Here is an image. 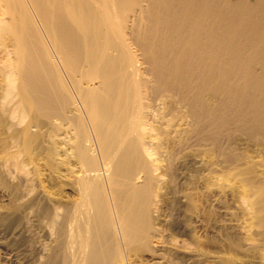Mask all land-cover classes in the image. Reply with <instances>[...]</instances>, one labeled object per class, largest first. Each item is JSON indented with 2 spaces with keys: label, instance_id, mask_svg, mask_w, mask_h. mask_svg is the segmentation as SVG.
Segmentation results:
<instances>
[{
  "label": "bare ground",
  "instance_id": "1",
  "mask_svg": "<svg viewBox=\"0 0 264 264\" xmlns=\"http://www.w3.org/2000/svg\"><path fill=\"white\" fill-rule=\"evenodd\" d=\"M2 59L3 95L38 130L24 136H45L53 170L75 177L60 221L42 207L58 236L46 264L157 252L165 194L190 190L188 214L208 216L212 187L233 176L225 137L264 133V0H0ZM263 184L247 179L239 196L252 227L264 225Z\"/></svg>",
  "mask_w": 264,
  "mask_h": 264
},
{
  "label": "rangeland",
  "instance_id": "2",
  "mask_svg": "<svg viewBox=\"0 0 264 264\" xmlns=\"http://www.w3.org/2000/svg\"><path fill=\"white\" fill-rule=\"evenodd\" d=\"M4 62L2 59L1 67ZM0 91L3 95L2 88ZM16 100L13 95L0 98V264H46L48 254L57 246L58 236L56 226H52L54 224L41 214V210L45 205H55L60 221L64 205L77 198L75 177L69 178L65 169L53 170L51 162H48L45 136H24L26 129L36 134L38 130L28 127L29 117L22 120L12 112ZM233 131L224 139L226 153L220 159L227 173L230 175L232 172L233 176H230L235 175V178L229 179L228 175L230 181L223 193L212 187L207 205L209 215L203 214L202 206V214L199 211L200 214H188L189 202H186L185 195L190 190L186 188L177 192L174 199L172 194H165L166 197L171 196L164 197L165 201L160 203L164 209L167 208L170 218L163 226L164 242L153 243V249L160 248L157 252L147 248L137 255L134 253L129 264H264V225L252 227L251 214L239 197L248 187L245 185L247 179L264 183V133ZM59 139L62 146L59 159H63L67 139L64 134ZM68 151L71 153V149ZM198 156L191 157L192 166L202 165L203 159ZM180 164L187 165L186 159L180 158ZM245 167H252L256 172L249 174L248 178L242 172ZM236 169L241 175L236 173ZM161 180L162 183L166 181V176ZM180 206L186 213L182 211L179 216ZM176 224L183 232L176 229Z\"/></svg>",
  "mask_w": 264,
  "mask_h": 264
}]
</instances>
